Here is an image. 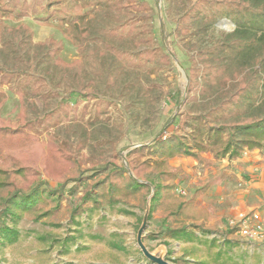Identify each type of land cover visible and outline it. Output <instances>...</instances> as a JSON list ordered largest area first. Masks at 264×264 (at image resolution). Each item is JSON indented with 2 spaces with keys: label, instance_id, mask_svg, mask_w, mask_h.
<instances>
[{
  "label": "rangeland",
  "instance_id": "374dc122",
  "mask_svg": "<svg viewBox=\"0 0 264 264\" xmlns=\"http://www.w3.org/2000/svg\"><path fill=\"white\" fill-rule=\"evenodd\" d=\"M7 1L0 0V5ZM144 1L150 11L141 15L150 17L147 23H142L153 26L155 46L171 58L168 65L150 61L143 68L159 96L153 104L147 103L146 95L135 92L122 96L115 91L104 96L108 100L76 96L71 81L61 79L59 86L51 84L50 87L59 95L70 91L76 104L61 106L57 113L43 117L48 109L55 107L54 102L52 106H44L39 97L30 94L24 97V105L18 99L20 93H12L7 85L0 86L7 95L6 101L0 104L3 135L7 137L9 129L30 123L21 138L29 140L36 136L39 144L35 143L30 153L22 152L24 160L12 154L18 162L4 167L5 172L0 175V219L10 230L0 231V264H264V240L245 239L228 225L229 220H237L240 212L248 213L264 205V150L244 151L239 159H212L209 152H202L199 157L175 156L165 160L172 179L160 173L165 161L162 163L160 158L148 154L130 153L134 147L152 143L157 132L164 131L161 128L167 119L171 118L172 123L186 110L184 102L181 105L176 102L182 101L188 90V57L179 43L180 38L171 34L176 18L183 12V0ZM67 2L68 7L75 2L74 11H81L80 0ZM4 22L9 26L19 24ZM21 23L32 30L33 42L53 38L63 45L60 53L63 60L70 62L77 58L76 49L54 21L51 25H39L29 16ZM216 27L228 31L233 25L221 21ZM41 68L32 70L34 78L44 73ZM96 116L95 123L86 131H98L100 135L96 139H102L97 143L87 138L83 146L82 127ZM53 119L58 121L56 125ZM75 122L82 126L74 125ZM166 131L182 136L190 132L187 127L179 129L175 125H169ZM9 137L21 146L19 134ZM88 144L95 146V156H89L92 149ZM39 150L44 153L43 164ZM99 159L106 160L108 165L124 166L128 172L123 176L137 179L148 187L121 201L89 207L76 215L75 208L83 205L84 188L79 186L72 194L71 180L91 174L90 163ZM102 176L91 177L88 184H94ZM42 182L48 186L42 185L39 189H48L43 194L38 190L39 196L33 199L35 203L26 210L30 206L22 205L21 200ZM164 186L168 193L158 190ZM204 186H207L206 192L195 199L194 206L207 208L210 214L207 224L222 232L167 236L166 230L173 225L190 223V218L185 216L166 217L173 200L177 203L190 200ZM259 204L254 209L241 210ZM88 205L87 201L83 206ZM11 208L22 211L19 218L9 215Z\"/></svg>",
  "mask_w": 264,
  "mask_h": 264
},
{
  "label": "trees",
  "instance_id": "16d2710c",
  "mask_svg": "<svg viewBox=\"0 0 264 264\" xmlns=\"http://www.w3.org/2000/svg\"><path fill=\"white\" fill-rule=\"evenodd\" d=\"M67 1L8 0L0 5V86L7 85L12 93H20L18 99L21 104H24V97L30 94L39 97L44 106H52L54 102L55 107L48 109L43 117L57 113L61 106L76 104L77 100H72L70 91L59 95L50 87L51 84L59 86L61 79L71 81L76 96L98 99L115 91L122 96L135 92L146 95L147 103L153 104L159 96L155 84L143 68L150 61H156L160 66L168 65L171 58L155 46L153 26L142 23H147L150 17L149 14L141 15L150 11L148 4L144 0H80L81 11H74L75 2L68 7ZM182 3L183 12L176 18L171 34L180 38L179 43L190 64L188 90L183 100L176 102L177 105L184 102L186 110L177 115L172 123L171 118L167 119L161 128L164 131L157 132L152 143L134 147L130 153L152 155L164 163L169 158L184 154L199 157L200 153L209 152L212 159H239L244 151H263L264 0H183ZM60 11L65 14L60 15ZM29 16L39 25H51L54 21L65 39L76 49L77 58L70 62L63 60L60 57L63 45L53 38L33 42L32 30L21 23ZM5 20L19 24L9 26ZM221 21L231 23L233 28L228 31L218 29L216 25ZM40 66L44 73L34 78L32 70ZM57 97L60 99L56 100ZM6 99V93L0 90V104ZM98 116L86 121L82 127L83 146L87 138L97 143L102 139H96L100 132L86 131ZM52 123L56 125L58 121L53 119ZM30 125L24 123L9 129L7 137L0 128V175L5 172L4 167L18 162L12 154H18L24 160L22 152L30 153L35 143L39 146L36 136L29 140L21 138L26 134L24 129ZM74 125L82 126L79 122ZM169 125L179 129L187 127L189 135L168 132ZM14 134L20 135L21 146L25 149L11 140L9 135ZM88 147L92 149L89 156H95V146L88 144ZM41 150L43 164L45 157ZM156 158L153 159L158 162ZM100 160L90 163L88 171H92L91 174L71 180V193L82 186L84 194L81 203L84 205L88 201L90 205L76 207V215L89 207L98 208L121 201L148 187L137 179L123 176L124 172H128L124 166H110L106 160ZM166 163L160 173L172 179ZM140 165L146 167L144 163L140 162ZM156 168L159 167L156 165ZM101 174L103 176L97 178L94 184H88L91 177ZM42 185L48 186L47 183H39L29 196L21 198L22 205L30 206L26 210L32 208L33 199L39 196L38 190L43 194L48 189H39ZM204 187L199 188L201 192H195V197L190 200L182 203L173 200L166 217L185 216L190 218V223L173 225L166 230L167 236H194L199 231L222 232L207 224L210 219L207 208L196 209L194 206L195 199L206 192L207 186ZM158 190L168 193L165 186L158 187ZM15 194L16 191L13 195L18 194ZM9 212L15 219L22 211L15 212L11 208ZM0 221V231L8 233L10 230L2 219Z\"/></svg>",
  "mask_w": 264,
  "mask_h": 264
},
{
  "label": "built area",
  "instance_id": "2783aa9c",
  "mask_svg": "<svg viewBox=\"0 0 264 264\" xmlns=\"http://www.w3.org/2000/svg\"><path fill=\"white\" fill-rule=\"evenodd\" d=\"M228 225L245 239L264 240V205L248 213L240 212L237 220H229Z\"/></svg>",
  "mask_w": 264,
  "mask_h": 264
},
{
  "label": "crops",
  "instance_id": "0c3cea01",
  "mask_svg": "<svg viewBox=\"0 0 264 264\" xmlns=\"http://www.w3.org/2000/svg\"><path fill=\"white\" fill-rule=\"evenodd\" d=\"M261 204L259 205H254V206H246V207H243L241 210H251V209H254L256 207H259Z\"/></svg>",
  "mask_w": 264,
  "mask_h": 264
}]
</instances>
